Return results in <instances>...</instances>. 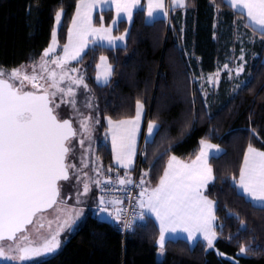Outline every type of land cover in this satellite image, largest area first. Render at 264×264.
<instances>
[{"label":"trees","instance_id":"16d2710c","mask_svg":"<svg viewBox=\"0 0 264 264\" xmlns=\"http://www.w3.org/2000/svg\"><path fill=\"white\" fill-rule=\"evenodd\" d=\"M76 3L0 0V68L38 59L49 43L56 10H64V29ZM166 13L146 22L143 8L136 9L124 45L89 49L79 59L98 114L95 153L102 171H130L138 164L145 186L155 187L170 155L195 157L201 139L220 145L226 154L210 159L215 180L205 190L216 202L214 248L201 239L190 245L185 238H168L158 259L155 225L141 227L145 221H137L122 232L116 220L100 221L90 209L54 254L32 264H264V210L239 194L232 179L238 181L249 144L264 150V37L224 0H186L185 7ZM101 51L113 66L107 85L94 79ZM241 64L244 71L237 75ZM219 70L211 84L208 77ZM136 100L144 104V120L162 126L154 143L141 142L132 168H118L105 118L133 117ZM241 246H251L245 256L239 254Z\"/></svg>","mask_w":264,"mask_h":264},{"label":"snow or ice","instance_id":"6c2138e0","mask_svg":"<svg viewBox=\"0 0 264 264\" xmlns=\"http://www.w3.org/2000/svg\"><path fill=\"white\" fill-rule=\"evenodd\" d=\"M227 2L231 7L240 9L241 15L246 16L248 20V26L259 30L264 37V0ZM141 3L142 0H77L72 26L68 29V42L63 45V56L51 61L57 68L62 69L59 77L54 69L49 71L47 59L49 54L55 51L58 43L55 30L52 32V43L42 53L39 64L31 66V75L23 67L13 68L7 72L0 68V258L24 261L53 253L61 246L60 233L72 227L74 220L71 217L65 219L59 224L58 230L45 237L38 247L33 246L26 234L35 217L57 204V198L60 196L58 181L68 180L69 168H75V165L67 164L66 159L72 150L68 142L77 135V132L72 126L71 119L58 118L56 109L60 104L56 103L54 98L57 94L69 97L71 99L62 100V103L76 109V93L73 87L68 86L65 89L61 87V82L67 79L71 84L84 88H87V84L84 83L82 76L72 77L63 70V67L68 61L81 57L90 44L106 43L109 46H116L118 41H125L127 30L123 35L113 36V26L125 17L130 21L133 10ZM112 4L115 5L118 19L113 20L107 27L103 23L99 27L94 26L93 12L98 8L102 10L104 5ZM172 4L185 7L186 0H172ZM160 12L167 14L163 0H156L155 4L153 0H149L148 19ZM63 14L62 8L55 13L57 25ZM240 59L243 60V57ZM100 61L101 63L96 65L98 69L96 80L107 85L113 75V66L108 63L106 56H101ZM37 67L41 69V74H37ZM77 71L76 68L71 69V72ZM242 71L243 64L237 67L236 74L239 75ZM43 73H47V79L50 81L48 87L39 83L45 79ZM218 76L219 73H216L217 79ZM208 79L214 82L212 76ZM25 82L31 84L35 91L25 90ZM88 107L92 105L88 104ZM81 115L80 127L87 132L89 122L93 118L90 115ZM143 118L144 104L140 100L135 102L133 117L117 121L106 117L112 131V147L116 162L125 169L133 165L136 138ZM95 123H99V120ZM161 126L155 119L147 122L146 144L155 142ZM80 144L83 146L84 140H80ZM199 145L198 153L190 161L186 162L175 155H170L155 187H143L145 181L141 179L139 186L142 190L138 200L141 211L133 220L124 221L123 226L128 230L136 226L134 221H145L139 225L141 227L155 225L159 231L157 244L160 255H164L169 234L178 231L185 233L186 241L190 245H194L199 236H202L207 246L211 248L217 238L214 223L216 202L204 193L215 180L210 159H219L220 155L226 153L207 139H201ZM166 154L167 149L155 158L152 167H155ZM143 175L147 176L148 173L145 172ZM232 179L233 187L239 190V194L247 196L249 201L255 202L254 206L264 210V150L249 144L239 169V179L238 181L235 177ZM107 182H111V178ZM117 182L121 185L133 183L127 172L124 177H118ZM95 183L99 185L100 181L97 180ZM83 187L86 194L89 191L88 183H84ZM100 203L105 204L103 196L100 197ZM111 203L120 204L121 201ZM59 211L63 212L64 209ZM101 211L107 212L108 209L103 207ZM122 211V208L116 209L114 213L116 220H121ZM76 215L79 216L80 213ZM51 223L49 221V227ZM39 227L42 228L43 225ZM241 227L246 230L247 226ZM18 234H23L19 237V241L25 242L23 245L17 239ZM5 240L13 242L7 249L3 245ZM250 248L251 246H241L239 254L245 256Z\"/></svg>","mask_w":264,"mask_h":264},{"label":"rangeland","instance_id":"374dc122","mask_svg":"<svg viewBox=\"0 0 264 264\" xmlns=\"http://www.w3.org/2000/svg\"><path fill=\"white\" fill-rule=\"evenodd\" d=\"M155 2H156V0H153V4H155ZM163 2H164V9H165L166 8L165 0H163ZM148 3H149V0H142V3L140 5H138L133 10V13L136 9L143 8L144 20L146 22H151L156 16L164 15V12H160V13L155 14L151 19H148V17H147ZM60 9L61 8L57 9L56 12L59 11ZM75 9H76V6H75ZM75 9H74L71 18L69 19V21H68V23L64 29H62V26L64 23V14L61 18L59 25H57V22L55 20V14H54V21H53V26H52V30H51V37H50L48 45L45 47V49L48 48L49 45L52 43V32H53V30H55L56 34H57L56 39H57L58 43H57V46L55 48V51L53 53H50L49 57L47 59H48L49 71L54 69L58 73V77H59V74L61 73L62 69L57 68L55 65H53L51 63V61L53 59H56L57 57L63 56V45L68 42V29L72 26V17L75 15ZM101 17L103 18L102 20H101ZM117 19L118 18L116 16L114 4L104 5L102 10L100 8H98L97 10H95L93 12V24L96 27H99L101 25V23H103V25L107 27V26L112 24L113 20H117ZM131 20H132V18H131ZM131 20L129 21L126 17L124 19L120 20L115 26H113L112 35L113 36L123 35L125 33V30H127V33H128V28H129V25L131 23ZM125 43H126V39L123 42L118 41L116 46H122ZM116 46H109L106 43H104L102 45L90 44L85 49V51L81 54V57L89 49H99L102 47L112 48V47H116ZM44 50H43V52H44ZM101 56H106L108 58V56L102 51L99 53V55L97 57L96 64H95V74H94V79H95V82L97 84H103V83H98L96 80V74L98 71L96 65L101 63V61H100ZM81 57H79L77 60L68 61L67 64L64 65L63 70L67 71L68 74L72 77L78 78V77L82 76L84 79V83L87 84V82L85 80V75H84L85 68L82 64L83 62L79 63V59ZM40 58H41V56L38 59L31 61L30 63L23 64V65L16 67V68L23 67L24 69L27 70L28 74L31 75L32 74V67L31 66L33 64L38 65L40 62ZM108 63H110L109 58H108ZM72 68H76V69H78V71L77 72H71ZM2 69H4L6 72L11 70V69H7V68H2ZM219 72H220V70L215 72V74H213L214 75L213 76L214 82H211V84L212 83L215 84V80L217 81L216 73H219ZM37 74H41V69H39V67H37ZM43 75L45 76V79L39 81V83L43 84L44 87H48V84L50 83V81L47 79V73H43ZM218 78H219V76H218ZM25 83H26V89L25 90L35 91L34 89H32L31 84H28L27 82H25ZM68 86H72L75 93H76V95H75L76 109H73L69 104L62 103V100L71 99L69 97H63L61 94H57V96L54 99H55L56 103L60 104V107L58 109H56V113L58 115V118H60V119H71L72 120V126H73L74 130H76V132H77V135L75 137L70 138V140L68 142V144L72 150L70 151V153L68 154V157L66 159V163L70 164V165H75V168H69V179L68 180L58 181V186L60 188V196L57 198V204L54 205L52 208L45 210L43 213L39 214L37 217H35L34 223L32 225L28 226V230H27L26 234L29 236L30 242L33 244V246H37V247L41 243H43V240L45 237L49 236L50 234H52L58 230V226L60 223H62L65 219H68L69 217H71L72 220H74L72 227L70 229H66L65 231L61 232L60 236H59V239L61 240V246L63 245V243L68 239L70 234L73 233L80 226L84 216L86 215V212L90 209H93L94 207L97 208L98 205H101L100 201H98V203H97L98 198L100 200V196L97 195L99 193V185L100 184L97 185L95 183V181L99 180L101 183V181H103L106 178V175H105L106 172L111 170V169H108L106 171H102V169H103L102 163L95 153L96 142H98V135H97L98 124L95 123V121H96V117L98 120V114H97V110H96V104H95L94 98H93V96L89 90L88 84H87V88H84L83 86H77V85L71 84V82L67 79H65V81L61 82V87H64L66 89ZM49 90L51 91V89H49ZM88 104H91L92 107H88ZM81 114H83V116H89L90 115L93 118L92 121L89 122L90 127H89V130L87 132H85L80 127V120L82 119ZM144 116H145V109H144ZM112 120L117 121L114 119H112ZM105 122L107 125V130H106L107 132L106 133H107V137L109 139L111 149H112V154H113L112 160H113V162L117 163L116 159H115V152L113 151V147H112V131H110V129H109V124H108V121L106 118H105ZM147 122H148V120L145 121L144 118L142 119L141 126H140V132L137 134V138H136V156L134 157L133 164L136 162L137 155L140 151L141 142L145 141V136L147 134ZM80 140H84L83 146H81ZM210 143H212V142H210ZM212 144H214V143H212ZM216 145H218V144H216ZM218 146L222 149V147L220 145H218ZM214 155H217V154H214ZM179 159H181V158H179ZM85 165H87V167H85ZM97 170H99V171H97ZM85 173H87L86 176L84 175ZM139 175H140V181H141L142 175H141V173ZM77 177H79V179H77ZM84 183H88V185H89V191L86 194L84 193V187H83ZM145 185H147L146 181H145L143 187H147ZM147 188H149V187H147ZM141 190H142V188L140 187L139 192H138V197H137L136 202H135V205H136L135 212L136 213L134 214V216L141 211V209L138 207L139 194H140ZM112 205H113L114 209L119 208V204L114 205L112 203ZM107 207H109V206H106V208ZM59 209H64V211L61 212V211H59ZM76 213H80V215L77 216ZM97 218L100 221H113V217L106 216L105 212H103V211L100 213V215ZM49 221L52 222L50 227H49ZM41 224L43 225L42 228L39 227V225H41ZM215 231H216V229H215ZM21 235H23V234L17 235L18 241H19V237ZM178 237L185 238V233L178 231L177 233L169 234V236H168V238H178ZM201 240L204 241L203 238H201ZM157 241H158V239H157ZM19 242L22 245L25 243L24 241H19ZM11 243H13V242L9 241V240L3 241V245L5 246V249H7V246ZM204 243L207 246L206 241H204ZM207 248H209V247L207 246ZM211 248H214V245ZM55 252L49 253L46 255H42L39 257H35L31 260H24V261L0 258V264H32V263H34V262H36L42 258H45L47 256L54 254ZM8 254L12 255V253H8ZM156 256L158 259H161L163 257V255L159 254L158 244H157Z\"/></svg>","mask_w":264,"mask_h":264},{"label":"built area","instance_id":"2783aa9c","mask_svg":"<svg viewBox=\"0 0 264 264\" xmlns=\"http://www.w3.org/2000/svg\"><path fill=\"white\" fill-rule=\"evenodd\" d=\"M125 172L128 173L133 183L121 185L117 182L118 177H124ZM106 178L101 181L99 185L100 197L103 196L105 200L104 205H98L97 208H93V213L95 217L100 215L101 208L106 206H113L112 201L119 200V208H122L121 220H116L119 228L122 232H126L128 229L124 228V221L133 220L135 212V202L138 197V190L140 189V178H139V166L138 164L132 170H118L113 169L106 172ZM111 178V182L109 181ZM115 205V204H114ZM137 221H134V224Z\"/></svg>","mask_w":264,"mask_h":264},{"label":"crops","instance_id":"0c3cea01","mask_svg":"<svg viewBox=\"0 0 264 264\" xmlns=\"http://www.w3.org/2000/svg\"><path fill=\"white\" fill-rule=\"evenodd\" d=\"M228 5H229V3L227 2V0H224ZM165 5H166V8L164 9L165 10V12H168L169 11V9H171V8H173V7H178V6H173V4H172V0H165ZM230 6V5H229ZM231 8H233V7H231ZM234 10H236V11H238V12H241V10L240 9H236V8H233ZM162 14V13H161ZM165 15V14H164ZM164 15H159V16H164ZM159 16H156V17H159ZM245 20H246V22L248 23V20H247V18H246V16H245ZM257 31H259V30H257ZM263 57H264V55H263ZM258 149V148H257ZM247 150V149H246ZM245 150V151H246ZM261 150V149H260ZM245 153V152H244ZM113 155V154H112ZM244 156V155H243ZM191 159H194V157L193 158H191ZM191 159H182V160H184V161H190ZM113 164H114V166L115 167H118V168H123V167H121L118 163H115V162H113ZM135 164V163H134ZM134 164L130 167V168H132L133 166H134ZM242 164H243V159H242V163H241V166H242ZM130 168H128V169H130ZM238 179H239V177H238ZM149 188H153V187H149ZM239 191V190H238ZM205 194V193H204ZM206 195V194H205ZM246 198H247V196H245ZM248 199V198H247ZM253 204H255V202H252ZM107 209H108V211L107 212H105V215L106 216H108V217H113V221H115L116 219H115V216H114V213H115V211H116V209H114V207L113 206H109V207H107ZM113 221H111V222H113ZM180 238H182V237H180ZM201 238H203V237H199V239H201Z\"/></svg>","mask_w":264,"mask_h":264}]
</instances>
